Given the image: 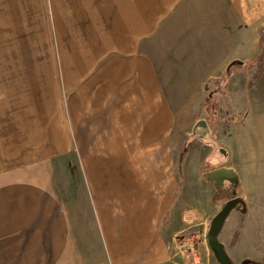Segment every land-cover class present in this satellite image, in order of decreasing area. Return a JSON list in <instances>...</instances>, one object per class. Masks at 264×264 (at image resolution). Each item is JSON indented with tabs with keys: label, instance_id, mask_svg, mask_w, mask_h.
Listing matches in <instances>:
<instances>
[{
	"label": "crops",
	"instance_id": "obj_1",
	"mask_svg": "<svg viewBox=\"0 0 264 264\" xmlns=\"http://www.w3.org/2000/svg\"><path fill=\"white\" fill-rule=\"evenodd\" d=\"M263 27L264 0H0V264H177L169 152L224 92L245 114L222 79Z\"/></svg>",
	"mask_w": 264,
	"mask_h": 264
},
{
	"label": "rangeland",
	"instance_id": "obj_2",
	"mask_svg": "<svg viewBox=\"0 0 264 264\" xmlns=\"http://www.w3.org/2000/svg\"><path fill=\"white\" fill-rule=\"evenodd\" d=\"M64 43L65 47L69 45L66 40ZM10 44V38L0 37V82L10 78L8 65H13V48ZM53 44L56 51L55 39ZM45 57L48 62L56 58L49 50ZM22 60L26 63L23 56ZM258 67L239 68V71L245 70L248 76L244 115H235L230 98L224 92L227 90L226 84L223 87L224 97L215 101L216 108L213 107L210 115L204 118L209 133L198 141L191 136V128H187L179 135L176 154L169 152L174 164L177 151L182 150L185 160L181 168L178 164L173 167V172L176 176L180 175L181 180L171 210L174 216L169 215V219L174 221L172 230L178 232L183 229L179 235L182 238L176 239L173 249L177 264H219L207 244L205 230L228 201L229 195L222 193L219 196V191L204 178L206 169L209 171L219 167L232 169L238 174L237 195L243 199L242 207L246 210L245 214H241L240 210L230 213L218 236L219 241L225 246L231 264H240L245 259L259 263L264 261V78H254ZM232 70L236 71L237 68ZM41 73L47 75L49 71ZM187 158L196 159L197 164L190 166ZM203 159L204 165L199 168ZM65 173H70V166L64 168ZM70 182L71 179L64 182V192L60 194L67 205L72 202Z\"/></svg>",
	"mask_w": 264,
	"mask_h": 264
},
{
	"label": "water",
	"instance_id": "obj_3",
	"mask_svg": "<svg viewBox=\"0 0 264 264\" xmlns=\"http://www.w3.org/2000/svg\"><path fill=\"white\" fill-rule=\"evenodd\" d=\"M200 128L202 131L199 133V136L196 137L198 141H201L208 133L209 128L207 123L204 120H199L193 129L194 130ZM204 178L212 183L216 188L222 187L225 182H227L233 189H236L239 186V180L237 173L225 167H219L213 170L206 171L204 173ZM231 199L228 200L222 207V209L214 216L211 220L210 226L208 228L206 234V241L219 264H231L226 252L224 245L219 241L218 236L224 226V223L230 213L233 210L238 209V206H244V201L242 198L236 196L235 190L232 192ZM246 210L242 207L240 209L241 214H245ZM240 264H253V261L250 260H242Z\"/></svg>",
	"mask_w": 264,
	"mask_h": 264
},
{
	"label": "trees",
	"instance_id": "obj_4",
	"mask_svg": "<svg viewBox=\"0 0 264 264\" xmlns=\"http://www.w3.org/2000/svg\"><path fill=\"white\" fill-rule=\"evenodd\" d=\"M255 66H259L256 74L254 75V78H257L259 76H261L262 78H264V27L260 30L259 32V52L257 55V58L248 64H243L240 62H234L229 66V69L225 75V77L222 79V83L223 86L228 84L230 77L233 74V68H243V67H247V68H252ZM250 85V84H248ZM207 106H209L210 109H212V107H214V104L210 101L207 102ZM184 158V154H182V150H180L179 152H177V161H179V163L181 164V162L183 161ZM216 169V168H215ZM205 171H208L207 169ZM219 191V196L222 195V193L220 192V190L218 188H216ZM251 261V260H250ZM253 264H264V261L262 263L259 262H255L253 261Z\"/></svg>",
	"mask_w": 264,
	"mask_h": 264
},
{
	"label": "flooded vegetation",
	"instance_id": "obj_5",
	"mask_svg": "<svg viewBox=\"0 0 264 264\" xmlns=\"http://www.w3.org/2000/svg\"><path fill=\"white\" fill-rule=\"evenodd\" d=\"M194 126L191 128V136L194 139H196V137L199 136V133H201L202 130L200 128H197V129L194 130V134H193ZM214 188H216V187L214 186ZM218 189L221 191V193H223V194L226 193L227 195H229L228 196V198H229L228 200H230L232 198L231 195H232V192L234 190L236 192V196L239 197V195H237V189H238V187L236 189H233L227 182H225L222 187H218ZM238 207H239V210H240L241 206H238ZM236 210H238V209H236Z\"/></svg>",
	"mask_w": 264,
	"mask_h": 264
}]
</instances>
